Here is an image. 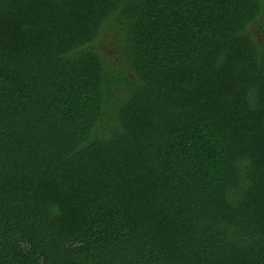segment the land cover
I'll return each mask as SVG.
<instances>
[{
	"label": "trees",
	"instance_id": "trees-1",
	"mask_svg": "<svg viewBox=\"0 0 264 264\" xmlns=\"http://www.w3.org/2000/svg\"><path fill=\"white\" fill-rule=\"evenodd\" d=\"M261 34L264 0H0V264H264Z\"/></svg>",
	"mask_w": 264,
	"mask_h": 264
},
{
	"label": "rangeland",
	"instance_id": "rangeland-1",
	"mask_svg": "<svg viewBox=\"0 0 264 264\" xmlns=\"http://www.w3.org/2000/svg\"><path fill=\"white\" fill-rule=\"evenodd\" d=\"M253 30H255V31H257L258 29L257 28H253ZM260 33V32H259ZM260 36V38H264V35L263 34H261V35H259ZM103 48H104V50L105 51H107L108 53H115L114 52V48L112 47V46H110V45H103ZM117 53V52H116ZM119 59H121V57L119 56Z\"/></svg>",
	"mask_w": 264,
	"mask_h": 264
}]
</instances>
